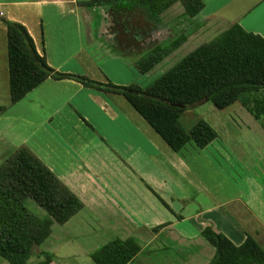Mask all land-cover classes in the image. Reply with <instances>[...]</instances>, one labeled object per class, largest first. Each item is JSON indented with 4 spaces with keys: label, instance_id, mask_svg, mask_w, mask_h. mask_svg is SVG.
<instances>
[{
    "label": "crops",
    "instance_id": "0c3cea01",
    "mask_svg": "<svg viewBox=\"0 0 264 264\" xmlns=\"http://www.w3.org/2000/svg\"><path fill=\"white\" fill-rule=\"evenodd\" d=\"M85 1L0 0V107H6L0 111V164L26 146L83 203L66 223L52 224L39 245L51 246H36V264L43 260L40 252L50 264H95L91 254L115 238H133L141 246L128 264H154L159 251L164 264H208L215 248L202 235L207 226L236 245L250 235L264 249V180L257 177V158L244 165L235 144L228 143L230 150L214 146L219 135L205 148L190 141L175 152L123 95L73 79L49 77L12 104L4 23L24 25L55 71L127 86L233 23L264 38V0H203L193 17L176 0L153 21L148 13L143 20L120 21L109 7L81 5ZM181 37L183 43L149 72L134 66L154 47ZM70 243L81 250L66 248Z\"/></svg>",
    "mask_w": 264,
    "mask_h": 264
},
{
    "label": "trees",
    "instance_id": "16d2710c",
    "mask_svg": "<svg viewBox=\"0 0 264 264\" xmlns=\"http://www.w3.org/2000/svg\"><path fill=\"white\" fill-rule=\"evenodd\" d=\"M175 1L87 0L81 5L107 6L118 20L123 21L127 20V13L138 10L156 19L159 11ZM181 1L190 17L204 7L203 0ZM4 23L12 104L49 77L73 79L86 87L123 95L175 152L190 141L205 148L218 138V132L204 119H199L188 129L181 123L187 109L207 101L222 111L241 105L264 129V98L257 97L264 89V38L246 31L238 23L196 47L144 87L137 83L121 86L111 81L104 83L83 75L57 72L37 52L24 25L8 20ZM183 41L184 37H181L167 46L154 47L138 58L134 66L142 74L149 72ZM5 109L0 107V111ZM28 200L43 207L48 216L31 213L26 207ZM82 208L80 199L28 147L17 148L0 164V257L10 264H30L34 248L49 237L52 224L66 223ZM166 225L161 224L153 231ZM202 235L215 248L208 264H264V249L250 235L240 245L209 226L203 229ZM141 250L133 238H115L95 250L91 258L95 264H128ZM39 255L43 260L38 264H50L51 257L47 253L40 252Z\"/></svg>",
    "mask_w": 264,
    "mask_h": 264
},
{
    "label": "rangeland",
    "instance_id": "374dc122",
    "mask_svg": "<svg viewBox=\"0 0 264 264\" xmlns=\"http://www.w3.org/2000/svg\"><path fill=\"white\" fill-rule=\"evenodd\" d=\"M110 12L111 9L107 8ZM127 19L131 20H141L140 14L137 12H129L126 14ZM181 54H177V57L171 58L164 62V64H160L153 73L149 74L146 78L143 77V80L139 81V85L146 84L149 85L153 80H155L158 76H160L164 70L166 71L171 66H173L178 60L182 57ZM164 67V68H163ZM161 69L162 72L159 73ZM146 81V83L144 82ZM258 98H264V89H262L258 94ZM199 119H204L208 123H210L215 130L218 132L219 138L214 142V146H222L223 150H230L232 144H235L236 150L241 155V159L244 162V165H250L255 162L257 158V177L260 180H264V129L261 126L259 121H256L254 117L245 109L241 108L237 105H233L226 111L219 110L214 106V104L210 101L204 102L203 104L197 105L193 108L187 109L181 118V123L185 128H190L193 126ZM232 136L233 139L231 141H227V137ZM231 145L229 147V144ZM247 163V164H246ZM257 179V180H258ZM26 207L29 211L40 217H47L48 214L46 210L38 205L36 202L32 200H28L26 202ZM78 244V243H77ZM76 243H70L67 245L72 251L81 250L82 247H79ZM51 245L49 242H45L43 246H39L40 248H49ZM62 248V247H61ZM170 253V249L165 250ZM164 251V252H165ZM37 247L33 250V255H38ZM148 251L146 252V254ZM156 253V252H155ZM144 254V253H143ZM167 254V253H166ZM157 257L153 259L154 264H164L163 259L166 256L163 251H159ZM143 259V257L139 258ZM0 261L9 264L7 260L0 257ZM30 264H36L37 258L32 256L29 260Z\"/></svg>",
    "mask_w": 264,
    "mask_h": 264
},
{
    "label": "flooded vegetation",
    "instance_id": "af4514ba",
    "mask_svg": "<svg viewBox=\"0 0 264 264\" xmlns=\"http://www.w3.org/2000/svg\"><path fill=\"white\" fill-rule=\"evenodd\" d=\"M136 12L140 14V17L142 18V20H143V18L145 19V15L147 14L145 11H143V10L139 11L138 10ZM147 19H149L150 21H153V19H151L150 17L149 18L147 17Z\"/></svg>",
    "mask_w": 264,
    "mask_h": 264
},
{
    "label": "water",
    "instance_id": "95a60500",
    "mask_svg": "<svg viewBox=\"0 0 264 264\" xmlns=\"http://www.w3.org/2000/svg\"><path fill=\"white\" fill-rule=\"evenodd\" d=\"M178 106L185 107V108H188L189 107V105H187V104H178Z\"/></svg>",
    "mask_w": 264,
    "mask_h": 264
}]
</instances>
